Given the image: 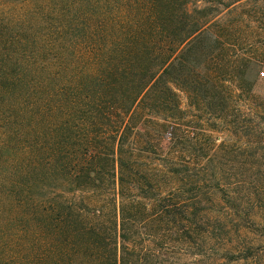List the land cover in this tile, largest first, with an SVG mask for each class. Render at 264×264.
<instances>
[{"label": "trees", "instance_id": "trees-1", "mask_svg": "<svg viewBox=\"0 0 264 264\" xmlns=\"http://www.w3.org/2000/svg\"><path fill=\"white\" fill-rule=\"evenodd\" d=\"M262 45L264 0H0V264H264Z\"/></svg>", "mask_w": 264, "mask_h": 264}, {"label": "rangeland", "instance_id": "rangeland-1", "mask_svg": "<svg viewBox=\"0 0 264 264\" xmlns=\"http://www.w3.org/2000/svg\"><path fill=\"white\" fill-rule=\"evenodd\" d=\"M247 10H248V8H247ZM242 28H244L246 30V33H244V34H250L249 33V29H248L247 26L242 25ZM253 37L254 36H252V38ZM255 41H257V39ZM257 44H260V43L257 42ZM262 46H263V47H261L262 50H259L258 49L259 51H257L256 53H253L251 55H254V56H257V57L261 56L262 59L264 60V45H262ZM261 53L263 54V56H262ZM201 59H202V56L201 57H198V60L199 61H201ZM204 66L205 65L202 64V66L199 69L200 70L204 69ZM210 67L215 68L214 63H212ZM228 71L231 72V69L228 70ZM216 72L219 74L218 69L216 70ZM257 76H258V80H257V83H256V85L254 87V92L264 97V63L261 66H259V68L257 70ZM178 93H179V96H180V99H181L183 105L188 110L187 111V114L189 115V117L191 118V117L199 116L200 114H199L198 108L197 107H194V106H192L190 104V101L192 99L189 96V93H187L185 91H181V90H179ZM167 143H168L167 140L162 139V138H160V139L157 140L156 145H157V147H158V149H159V151L161 153H164V151H165V149L167 147ZM146 161L149 162L150 160L148 159Z\"/></svg>", "mask_w": 264, "mask_h": 264}]
</instances>
